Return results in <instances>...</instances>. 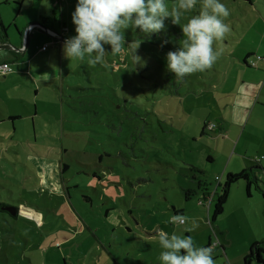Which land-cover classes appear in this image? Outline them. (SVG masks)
<instances>
[{"label": "rangeland", "instance_id": "1", "mask_svg": "<svg viewBox=\"0 0 264 264\" xmlns=\"http://www.w3.org/2000/svg\"><path fill=\"white\" fill-rule=\"evenodd\" d=\"M46 1L26 0L25 13ZM250 1L220 0L231 26L214 44L223 52L173 94L166 54L184 38L180 25L169 18L160 33L127 29L121 53L105 45V63L89 66L63 51L76 35L78 0H56L66 31L45 32L61 45L36 29L41 53L0 72V204L19 209L0 214V264H160L158 230L211 246L217 264H243L249 244L264 240V173L254 169L262 191L253 184L251 195L245 180L233 184L211 220L228 174L264 168V0ZM0 2V20L19 44V5ZM248 54L256 66L244 65ZM205 123L217 132L202 135ZM174 214L200 227L182 233L167 223Z\"/></svg>", "mask_w": 264, "mask_h": 264}, {"label": "clouds", "instance_id": "2", "mask_svg": "<svg viewBox=\"0 0 264 264\" xmlns=\"http://www.w3.org/2000/svg\"><path fill=\"white\" fill-rule=\"evenodd\" d=\"M197 14L181 20L187 13ZM230 16L229 8L220 0H175L171 8L166 0H78L72 13L76 35L63 43L65 56L84 61L89 66L103 65L111 47V54L123 51L126 44L125 30L139 29L145 35L165 30V20L180 25L183 39L175 51L166 54L167 70L174 74L177 84L186 76L211 70L223 52L214 48L231 32L225 21ZM139 47V44L134 49ZM136 63L139 57L134 55ZM167 223L182 225V233L195 232L199 222L186 214H174ZM162 249L160 264H217L211 246H198L191 235L169 234L164 230L155 233Z\"/></svg>", "mask_w": 264, "mask_h": 264}, {"label": "trees", "instance_id": "3", "mask_svg": "<svg viewBox=\"0 0 264 264\" xmlns=\"http://www.w3.org/2000/svg\"><path fill=\"white\" fill-rule=\"evenodd\" d=\"M166 1H172V0H166ZM247 1L251 2L250 0H247ZM6 3L8 4V0ZM14 4H17V3H14ZM17 5H19V4H17ZM0 22H1V20H0ZM38 22L42 23L44 26L50 24L48 29H50L51 31H53L56 34H57V30H56L57 27H59L62 31H66L65 30L66 29L65 23L62 19V15L58 11H53L48 16H41L40 20ZM38 30H40V29H38ZM3 32H6L5 26H3ZM18 33L20 35H22V33L20 31H18ZM252 56L253 55H249L244 60V65L248 68L253 67V65H251V64H253V62L255 60H253V59L248 60V58L252 57ZM256 63H257V61H256ZM0 65H2V64H0ZM7 65H9V64H7ZM166 83H167V85L172 83V85L175 86L176 89H174V90L170 89L171 93L175 94L178 92V88H179L178 85L179 84L176 83L174 76L169 74L167 76ZM15 119H17V118L10 117V120H15ZM207 127H208V124L205 123L203 126L202 135L206 134ZM208 128H210V125ZM215 128H216V126L214 125L212 127V129H210V130H212V131L214 130L217 132V130H215ZM255 168L259 169L260 172L264 173V168L262 166H260V167L258 166V167H254V168L252 167V168L244 169L240 173H236V174L230 173L227 175L225 184L223 186L222 194L219 195L216 206H215L214 215H213V218L211 220L212 224H214V222L217 220L219 215L223 213L225 203L228 200L230 189H231V186L233 184H235L241 180H245L247 182V191H248L249 195H251V187L253 184H255L257 189L261 190V188L259 187V179L256 175V172L254 171ZM193 169H196V167H193ZM188 195H189V191L187 192V196ZM0 205L3 206L5 204L1 203ZM17 210H19L18 207H17ZM175 211L177 213H182V210H176L175 209ZM17 216H18V213H17V215H15V217H17ZM221 248L224 251V247L221 246ZM243 264H264V240L263 241H256L250 246L249 253L244 257Z\"/></svg>", "mask_w": 264, "mask_h": 264}, {"label": "crops", "instance_id": "4", "mask_svg": "<svg viewBox=\"0 0 264 264\" xmlns=\"http://www.w3.org/2000/svg\"><path fill=\"white\" fill-rule=\"evenodd\" d=\"M15 3H19V8H18V11L17 13L15 12L16 14V19H19V21L23 22L24 23V31H20L22 33V35H20L21 37L25 34V31L27 30V28L29 27V25H31L32 23H35V22H38L40 20V17L41 16H48L50 13H52L53 11H57L56 8H53V4L56 3V0H47L46 2H43V4L41 3L40 5H38V7H36L35 9L33 8H30L32 11L33 9V12H28L29 14H26L25 11L30 7L32 6V4L30 3L29 6H25L26 4V0H14ZM61 2V0H59ZM1 3V2H0ZM72 4V3H71ZM73 7H76V3L74 2L73 3ZM63 10V9H62ZM60 11V13H63V11ZM62 15V14H61ZM18 22V21H17ZM3 24L2 22H0V44H3V43H11L17 47H21L22 46V42L17 44L16 41H13L11 40L10 37H8V34H7V31L4 33L3 32ZM65 28H66V25H65ZM74 28V27H72ZM37 28H33L31 31H30V40H29V44H28V48L24 51V53H19V52H16V51H9V53L11 55H7V53H2L4 55H1L0 54V57H2L4 59L3 63L2 64H14V63H18V61H20V59L23 57V60L26 59V55L28 54V52H33L34 55L35 54H39L41 53L40 50L37 51L35 53V48L37 47V45L43 41L44 37H40V35H37V33L35 34V30ZM56 29V28H55ZM2 30V31H1ZM17 30L18 27H17ZM43 31L40 29V32ZM62 31V30H61ZM5 34V36H7V40L5 41L3 39V35ZM43 34L46 35L47 37H50V38H55L54 39V42L60 46V41L63 40V38L61 39L60 38V41H58V37H54L51 36L48 32H45L43 31ZM14 39V38H12ZM36 39L38 40L39 43L36 44ZM33 47V48H32ZM32 49V50H31ZM2 50H0L1 52ZM7 55V56H6ZM249 55H253V54H248ZM1 62V61H0ZM254 242L250 243L249 245L251 246ZM225 250V249H224Z\"/></svg>", "mask_w": 264, "mask_h": 264}, {"label": "water", "instance_id": "5", "mask_svg": "<svg viewBox=\"0 0 264 264\" xmlns=\"http://www.w3.org/2000/svg\"><path fill=\"white\" fill-rule=\"evenodd\" d=\"M32 28H38V29H41V30H44V31L48 29L40 22L32 23L31 25H29V27L27 28L25 34L22 36V46L21 47H17L15 45L11 44V43H6L5 42L3 44H0V50L23 52L28 47L29 40H30V31L32 30ZM3 39L5 41L7 40V36H5V34L3 35ZM3 210L8 211L11 215H17V213H18L17 208L16 207H12V206L4 207Z\"/></svg>", "mask_w": 264, "mask_h": 264}, {"label": "built area", "instance_id": "6", "mask_svg": "<svg viewBox=\"0 0 264 264\" xmlns=\"http://www.w3.org/2000/svg\"><path fill=\"white\" fill-rule=\"evenodd\" d=\"M257 60H261L264 62V58L262 57H258ZM256 61L253 62V66H256ZM12 71L11 67L9 65H0V72H2L3 74L5 73H10ZM210 129H212V126H210Z\"/></svg>", "mask_w": 264, "mask_h": 264}, {"label": "flooded vegetation", "instance_id": "7", "mask_svg": "<svg viewBox=\"0 0 264 264\" xmlns=\"http://www.w3.org/2000/svg\"><path fill=\"white\" fill-rule=\"evenodd\" d=\"M50 25V24H49ZM49 25H45L46 28L49 27ZM4 207H9V205H0V214L1 213H8L6 210H3ZM6 211V212H5ZM15 216V215H14Z\"/></svg>", "mask_w": 264, "mask_h": 264}]
</instances>
